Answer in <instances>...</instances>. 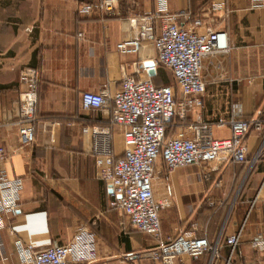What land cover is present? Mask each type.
I'll list each match as a JSON object with an SVG mask.
<instances>
[{"label": "crops", "instance_id": "0c3cea01", "mask_svg": "<svg viewBox=\"0 0 264 264\" xmlns=\"http://www.w3.org/2000/svg\"><path fill=\"white\" fill-rule=\"evenodd\" d=\"M91 1L0 0V146L7 152L0 170L23 182L18 211L0 229V264L17 262L16 238L42 249L69 242L80 226L96 237L97 255L89 264H159L145 252L180 232L206 237L216 253L180 255L174 264H264V251L250 246L253 235H264V149L251 163L261 141L253 132L246 136L244 163L214 171L208 165L167 170L161 159L156 161L153 195L168 200L159 211L158 236L135 230L121 210L109 206L90 151L92 135L108 130L116 158L123 151L122 128L110 123L112 104L82 110L81 92L110 97L125 75L151 77L161 82L156 86L174 85V79L163 66L148 74L143 63L157 56L152 41L142 42L133 54L116 50L117 42L137 37L136 17L153 12L156 0H118L113 15L81 14L79 5ZM213 5L219 8L212 11ZM167 6L181 26L199 16L203 25L197 31L224 30L227 35L228 50L203 59L202 105L182 122H191L196 111L211 122L219 116L247 118L263 107L264 6L251 9L249 0H167ZM23 68L39 74L35 139L29 146L21 145L18 134ZM213 133L230 136L227 127ZM241 227L229 257L225 240Z\"/></svg>", "mask_w": 264, "mask_h": 264}, {"label": "built area", "instance_id": "2783aa9c", "mask_svg": "<svg viewBox=\"0 0 264 264\" xmlns=\"http://www.w3.org/2000/svg\"><path fill=\"white\" fill-rule=\"evenodd\" d=\"M118 0H94L81 3V14L113 15ZM264 6V0H249V7ZM219 8L213 5L211 10ZM138 35L116 44L122 54L138 52L142 42L152 41L156 49V61L146 67L156 72L157 66L168 69L174 85L156 86L151 77L136 79L125 75L119 89L110 97L101 93L83 91L80 94L82 110H103L112 104L111 125L122 128L123 151L114 157L108 130L92 135L91 154L94 156L96 176L108 190L109 206L122 211L129 224L138 231L152 236L160 233L159 211L168 204L166 198L156 199L152 191V179L156 161L161 159L167 170L188 165H208L211 170L226 164L247 161L246 136L253 132L261 137L251 163L264 149V106L255 109L247 118L219 116L207 122L196 111L194 119L184 123L186 113L199 109L205 82L201 77L205 57L228 50L224 30L197 31L203 25L196 17L187 27L177 22V15L168 11L167 0H156L153 12L136 17ZM158 22V34L156 23ZM39 74L35 68H23L19 74V99L21 123L19 141L23 146L34 142L35 108L37 103ZM175 119L181 124L175 123ZM179 127L174 130L175 126ZM227 127L230 136L217 138L214 129ZM174 130V131H170ZM187 131L190 134H187ZM6 150L0 146V163L6 158ZM23 182L21 178H9L0 170V229L6 226V217L18 211ZM242 227L225 240L229 257L235 251ZM17 262L14 264H89L97 255L95 235L80 226L72 239L65 244H52L35 249L33 244L16 238L13 241ZM250 246L264 251V235L252 236ZM210 251L216 253L206 237H196L180 232L174 238L160 241L145 252L159 264H174L180 255L197 257ZM1 257L0 253V260Z\"/></svg>", "mask_w": 264, "mask_h": 264}, {"label": "water", "instance_id": "95a60500", "mask_svg": "<svg viewBox=\"0 0 264 264\" xmlns=\"http://www.w3.org/2000/svg\"><path fill=\"white\" fill-rule=\"evenodd\" d=\"M153 63H154L153 61L149 60V61L144 62L143 65L146 66V67H150V66L153 65ZM152 73H153L152 70H150V71L148 72V74H152Z\"/></svg>", "mask_w": 264, "mask_h": 264}, {"label": "rangeland", "instance_id": "374dc122", "mask_svg": "<svg viewBox=\"0 0 264 264\" xmlns=\"http://www.w3.org/2000/svg\"><path fill=\"white\" fill-rule=\"evenodd\" d=\"M166 75L168 76V79H167L168 81H167V82H168V83H172V79L169 77V74L166 73ZM154 83H158V84H159V83H161V82H159V81H154Z\"/></svg>", "mask_w": 264, "mask_h": 264}]
</instances>
